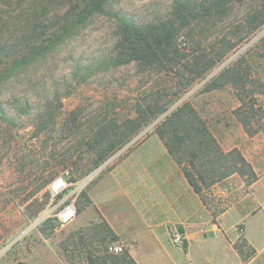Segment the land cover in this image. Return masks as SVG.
Wrapping results in <instances>:
<instances>
[{
  "label": "rangeland",
  "instance_id": "1",
  "mask_svg": "<svg viewBox=\"0 0 264 264\" xmlns=\"http://www.w3.org/2000/svg\"><path fill=\"white\" fill-rule=\"evenodd\" d=\"M261 2L236 1L221 17L194 21L191 35L181 33L179 48L187 54L200 45L203 53L215 56L226 41L235 44L205 78L184 90L186 76L144 71L134 62L104 66L116 41L113 18L96 15L66 35L63 25L69 22L65 16L73 0H0V46L10 54L4 59L10 67L15 59L22 61L37 36L47 46L56 40L46 53L11 70L0 83V264H90L89 248L77 241L79 235L69 239L73 244L67 240L71 233L81 234L102 221L91 188L184 101L199 110L225 150L239 147L258 174L253 186L238 174L227 179V195L209 188L205 192L209 201L235 205L222 225L231 235L237 232L246 253L261 250L253 264H264V24L248 30L250 15ZM172 7L173 0L111 1L113 11L141 23L167 16ZM232 66L243 75L240 92L221 78ZM239 94L246 96V110L252 107L249 129L236 116L242 104ZM157 95L161 103L171 100L168 111L135 134L117 159L95 168L98 125L115 119L122 126L136 116L138 102ZM44 119L50 120L42 125ZM66 169L83 187L76 218L57 227L54 219L49 223L41 215L51 200L48 184ZM70 224L82 227L71 229ZM99 249L103 246L92 248V254H105L95 251Z\"/></svg>",
  "mask_w": 264,
  "mask_h": 264
},
{
  "label": "trees",
  "instance_id": "2",
  "mask_svg": "<svg viewBox=\"0 0 264 264\" xmlns=\"http://www.w3.org/2000/svg\"><path fill=\"white\" fill-rule=\"evenodd\" d=\"M73 1L74 4L65 16V18L69 17V22L63 25L66 35L74 33L96 15L103 14L116 21V41L112 54L104 66H119L134 62L144 71H164L178 77L186 76L185 90L197 80L205 78L235 44L226 41L224 46L216 50L215 56L203 53L200 50V45L196 46L194 51H191L192 53L187 54L181 50L182 48H179L178 39L181 33L186 31L187 35H191L194 21H202L208 17H221L236 1L241 0H173V7L167 16L147 23L136 22L121 15L118 11H113L112 0ZM262 24H264V0L261 2L259 10L250 15L249 32L255 31ZM49 41L48 46L44 45L42 36H37L28 44V52L22 54V61L15 59L11 67L7 64L8 61H4L5 57L10 55L9 52L5 50L4 46H0V66L2 68L0 83L5 81L11 70L28 63L42 53H46L56 40L50 39ZM234 67L225 68L221 72V78L224 77L226 84L231 83L240 92L243 75L239 69ZM223 85L224 83L218 84L219 87ZM177 94L178 92L175 95ZM158 95L145 103L138 102L135 107L136 116L125 120L122 126L117 124L115 119L98 125L93 139L96 149L95 168H98L127 144L143 127L168 111L172 103L171 100L161 103ZM239 98L242 104L235 109L236 116L244 127L249 129L252 107H248L246 110L249 106L245 100L246 96L239 94ZM49 120L44 119L42 125H45V122ZM247 132L250 135L255 133L249 132V130ZM155 133L162 139L169 153L182 167L194 190L208 205L214 220L231 204L227 201L225 203L209 201L208 196L204 193L205 189L237 174L244 177L249 186L258 180L256 170L241 149L234 147L225 150L207 120L190 101H184L169 112L157 125ZM46 183V181L43 182L40 188H45ZM47 192L49 194L48 189ZM52 221V218L47 219L49 223ZM78 235L77 241L89 248L87 257L90 264H137L126 248L119 254L108 251V245L119 240V236L105 219L97 225L86 228L81 234L71 233L67 244H73L71 241L69 244V239H74ZM67 244H64L65 250L68 249ZM98 245L103 246V250L95 251L105 253L102 256L92 254L93 250L91 249H97ZM235 247L245 261L251 260L256 255L255 248H252L251 253H246L238 242Z\"/></svg>",
  "mask_w": 264,
  "mask_h": 264
},
{
  "label": "crops",
  "instance_id": "3",
  "mask_svg": "<svg viewBox=\"0 0 264 264\" xmlns=\"http://www.w3.org/2000/svg\"><path fill=\"white\" fill-rule=\"evenodd\" d=\"M231 177L209 189L227 195L225 182ZM89 195L99 218L119 236L116 243H122L137 264H253L261 252L256 249L251 260L242 259L235 247L237 232L231 235L222 225V218L235 205L214 220L155 132L104 172ZM171 225L184 235L185 246L173 242ZM80 227L70 224L71 229Z\"/></svg>",
  "mask_w": 264,
  "mask_h": 264
},
{
  "label": "built area",
  "instance_id": "4",
  "mask_svg": "<svg viewBox=\"0 0 264 264\" xmlns=\"http://www.w3.org/2000/svg\"><path fill=\"white\" fill-rule=\"evenodd\" d=\"M125 149L121 148V150H118L103 164L106 165L112 159H117ZM82 187L81 182L72 180V174L69 169L63 170L47 186L51 200L47 209L42 213L41 219L47 220L52 218L57 224V227H64L74 220L78 214L77 199L82 191ZM169 232L176 245H186V238L175 225L169 227ZM123 250L124 246L122 243H111L108 245V251L111 253L119 254Z\"/></svg>",
  "mask_w": 264,
  "mask_h": 264
}]
</instances>
